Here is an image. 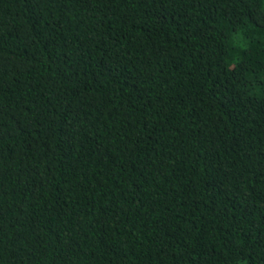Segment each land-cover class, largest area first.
I'll return each mask as SVG.
<instances>
[{
  "label": "trees",
  "instance_id": "1",
  "mask_svg": "<svg viewBox=\"0 0 264 264\" xmlns=\"http://www.w3.org/2000/svg\"><path fill=\"white\" fill-rule=\"evenodd\" d=\"M0 264H264V0H0Z\"/></svg>",
  "mask_w": 264,
  "mask_h": 264
}]
</instances>
